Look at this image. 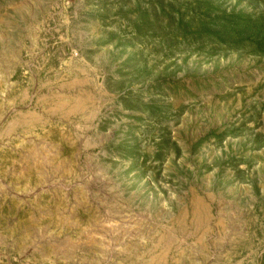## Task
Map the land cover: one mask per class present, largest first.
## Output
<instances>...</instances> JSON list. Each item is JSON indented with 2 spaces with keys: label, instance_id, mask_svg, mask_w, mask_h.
Masks as SVG:
<instances>
[{
  "label": "rangeland",
  "instance_id": "1",
  "mask_svg": "<svg viewBox=\"0 0 264 264\" xmlns=\"http://www.w3.org/2000/svg\"><path fill=\"white\" fill-rule=\"evenodd\" d=\"M262 18L0 0V264H264Z\"/></svg>",
  "mask_w": 264,
  "mask_h": 264
},
{
  "label": "trees",
  "instance_id": "2",
  "mask_svg": "<svg viewBox=\"0 0 264 264\" xmlns=\"http://www.w3.org/2000/svg\"><path fill=\"white\" fill-rule=\"evenodd\" d=\"M257 21V20H256ZM262 22H263V24H264V18H262V19H259V21H258V23H256L255 21H252V23H251V25L253 26V30H259V31H261L262 30ZM249 25H250V23H249Z\"/></svg>",
  "mask_w": 264,
  "mask_h": 264
}]
</instances>
